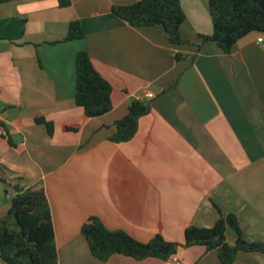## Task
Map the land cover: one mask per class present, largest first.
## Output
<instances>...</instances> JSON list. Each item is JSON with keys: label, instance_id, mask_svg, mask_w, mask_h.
Returning a JSON list of instances; mask_svg holds the SVG:
<instances>
[{"label": "crops", "instance_id": "obj_1", "mask_svg": "<svg viewBox=\"0 0 264 264\" xmlns=\"http://www.w3.org/2000/svg\"><path fill=\"white\" fill-rule=\"evenodd\" d=\"M136 1L0 5V220L15 188L41 183L58 264H166L94 258L80 231L90 217L141 243L160 235L181 247V264H221L215 251L185 247L184 230L212 227L217 207L237 217L246 241L264 242V34H247L230 54L211 42L198 49L197 36L212 33L207 0H179L180 34L192 44L170 45L160 27L133 28L111 12ZM72 21L84 37L64 42ZM82 51L112 88V110L90 119L75 103ZM146 94L151 108L134 137L111 142L115 122ZM235 239L227 229L226 242ZM233 264L264 256L238 253Z\"/></svg>", "mask_w": 264, "mask_h": 264}, {"label": "trees", "instance_id": "obj_2", "mask_svg": "<svg viewBox=\"0 0 264 264\" xmlns=\"http://www.w3.org/2000/svg\"><path fill=\"white\" fill-rule=\"evenodd\" d=\"M12 0H0V5ZM61 8L70 0H58ZM207 11L212 23L210 35H198L197 48L214 43L224 54H230L238 40L251 32L264 34V0H207ZM111 12L133 28L160 27L170 45H190L182 38L180 26L185 21L179 0H138L130 5L114 6ZM84 37L78 21L69 24L64 42ZM174 56V59H178ZM75 103L83 109L86 118H96L112 110L110 84L93 68L86 52L75 58ZM150 104L132 100L127 114L116 121V133L109 137L115 144L130 141L138 120L150 111ZM51 133L52 124L37 118ZM219 218L212 227H187L184 230L185 247L201 246L207 252L215 251L221 264H233L238 253H258L264 256V242L246 241L237 217L226 215L217 208ZM235 236L234 245L226 242V231ZM91 255L105 262L114 255L142 261L156 258L167 261L177 254V245L160 235L141 243L120 230L107 229L96 217H90L81 227ZM0 260L5 264H58L54 243L52 216L43 185L15 188L10 207L0 220Z\"/></svg>", "mask_w": 264, "mask_h": 264}, {"label": "built area", "instance_id": "obj_3", "mask_svg": "<svg viewBox=\"0 0 264 264\" xmlns=\"http://www.w3.org/2000/svg\"><path fill=\"white\" fill-rule=\"evenodd\" d=\"M257 44H262L264 43V37L263 35L259 36L256 40ZM151 99L153 98L152 94H146V95H137L135 97L136 100H143V99ZM166 264H181V262L176 258V257H171L166 261Z\"/></svg>", "mask_w": 264, "mask_h": 264}, {"label": "water", "instance_id": "obj_4", "mask_svg": "<svg viewBox=\"0 0 264 264\" xmlns=\"http://www.w3.org/2000/svg\"><path fill=\"white\" fill-rule=\"evenodd\" d=\"M176 249L179 251L181 249V247H177Z\"/></svg>", "mask_w": 264, "mask_h": 264}, {"label": "rangeland", "instance_id": "obj_5", "mask_svg": "<svg viewBox=\"0 0 264 264\" xmlns=\"http://www.w3.org/2000/svg\"><path fill=\"white\" fill-rule=\"evenodd\" d=\"M2 196V192H0V197Z\"/></svg>", "mask_w": 264, "mask_h": 264}]
</instances>
